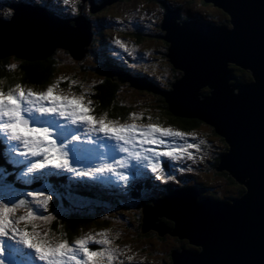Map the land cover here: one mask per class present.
<instances>
[{"label":"water","instance_id":"obj_1","mask_svg":"<svg viewBox=\"0 0 264 264\" xmlns=\"http://www.w3.org/2000/svg\"><path fill=\"white\" fill-rule=\"evenodd\" d=\"M114 1L91 0L89 11ZM203 2L223 11L230 27L196 15L181 21L178 9L166 6L159 26L164 33L150 36L167 44L164 57L183 74L170 89L121 70H115L116 80L160 96L172 116L210 125L227 145L214 170L225 171L244 190L215 200L199 198L193 186L172 189L141 206L139 230L177 237L195 248L172 250L170 264H264V0ZM10 7V17L0 18V58L43 60L57 48L75 59L87 54L93 33L84 15L61 19L25 2ZM230 65L248 71L251 80L231 83ZM204 87L207 94L201 93Z\"/></svg>","mask_w":264,"mask_h":264},{"label":"rangeland","instance_id":"obj_2","mask_svg":"<svg viewBox=\"0 0 264 264\" xmlns=\"http://www.w3.org/2000/svg\"><path fill=\"white\" fill-rule=\"evenodd\" d=\"M24 1L32 2V0ZM33 1L46 3L47 5L52 6L54 9H57L61 15L71 17H75V15H84L86 19L91 20L92 22L93 40L90 45L91 50L88 51L87 54L81 59L72 58L66 49L57 48L55 54L53 55V58L56 61V66L53 69V75L50 78V81L44 87H40L39 89H34L32 86H24L25 88H32L33 90L37 91L45 90L48 84L53 83L58 78L67 77L68 79H63L59 83V90H62L65 93L79 95L83 91V89L80 87L81 84H83L85 88H89L91 85L89 92L85 93V100L87 101L90 99L92 101L93 109L94 105H96L94 104L93 100L97 97V95L103 93L106 87H101L100 84L102 83L100 82L104 79L101 77V75H97L95 68L97 65H99V60L102 55L107 53L108 48H118V45L114 42L116 39H121L133 49L131 54L126 52L123 48L116 49L117 53L125 59L126 63L135 70H139L148 74H154L158 83H161V87L164 89H170L171 82H173L176 78L183 76V74L179 71V75L174 77L178 70H174L167 61L166 57L162 55V52L164 53L166 49L161 39L145 38L144 36V39L138 42L134 36L130 34V31H133L134 29H137L140 32L142 31V34H146L148 36L152 33L155 35H159L158 33H164L160 30L159 26L161 24L163 14H165V10L159 3L154 2L153 0H116L112 4L102 8L101 10L103 11L99 10L93 14H90L88 11L89 3L82 4L81 0H69L67 5L64 4L63 0ZM164 1L170 6L169 8L175 9L173 7L179 6V13L186 15L187 17L197 14L196 17H199L200 15L203 19L209 20L213 24L221 26L227 25L230 27L228 16L223 11L209 3H202L200 0H192L190 3L187 2L188 0ZM7 7L8 0H0V17L5 15L4 12L8 9ZM79 8L82 10L79 11V13H76ZM73 9H75V11H73ZM181 14V21H185ZM224 20L226 23H224ZM135 25L142 28H136ZM127 56H130V58ZM18 61L19 58L15 57H12L9 61L10 65H16V67L13 68L14 71H17V66L19 64ZM18 75L19 74L16 75V78H18ZM237 75L240 76L239 73H237ZM243 79L244 82H248V78L246 76L243 77ZM69 80H76L79 83L73 84L71 89H69ZM231 83L234 84L235 81L233 82L232 80ZM120 85V90L116 92L117 99L131 108L128 110L129 113L143 114L139 119H136L135 122L137 124L146 125L149 123H156L164 127L172 126L175 129L181 130L174 125L167 124L168 121H166V115L162 113L161 109L157 106L160 96L155 95L147 90L132 88L128 86L127 83H120ZM207 90L208 89L206 87L201 89L202 92L204 91V94ZM129 113L127 114L126 119L119 120V122L132 123L133 119L129 116ZM99 117L100 116L97 118ZM148 117H151V120H149ZM161 117L165 119V123H157L156 120ZM61 122L63 123V120H61ZM200 123L201 125H198L193 130L185 131L193 134L192 137L187 139V143H196L198 145L197 148L188 149V151L193 153L192 159H188L186 154L175 161L167 157L161 158L162 166L165 169V174L174 177L172 181L157 180L155 174L151 172V183L146 189L143 191L130 192L128 191L127 186H123L121 196L123 197L124 206L112 208L108 207L109 209L104 207L102 210H99L100 207L98 205H101V201L98 200H94L91 203L87 202L88 200H81L80 198L77 199L76 196L64 197L62 200L65 202H72L79 208L86 207L89 213L93 214L96 219H111L109 220V223H106V225L98 224L97 226L96 224H92L84 230L82 229L77 238L88 233L96 234L102 230H107L106 234L110 239L115 236V239L112 240V246L118 247L120 250H122L120 253H118L112 264H170L169 254L172 250L180 249V247H184L186 249H195L194 247L190 246L186 240H180L177 237L170 235L159 237L153 230H150L145 234L140 233L139 227L141 225V206L149 204L152 198H158L164 193L167 194L165 189L167 185L174 186L176 184H189L190 186L194 183L205 185L207 186L205 192H212L211 194L221 197L219 200H229L224 198L229 196H237L239 190L243 188L242 185L236 183L233 178L225 171H215L214 167L217 165V163H214V165L210 167L209 162L212 161V159L217 155L220 156L226 152L227 145L221 137L214 133L210 125L202 122ZM71 127L77 128L83 137V134L86 131L83 127L78 125H72ZM97 136H99V139H97L96 136H94L93 139H97L98 147L99 140L106 138L101 134H97ZM201 141H203V143H201ZM57 143H60V141L57 140ZM182 143V141H176L177 146L181 145ZM99 150L103 151V149ZM121 155L125 154L121 153ZM115 158L118 159L119 157L116 156ZM4 159H6V157ZM20 159L24 158L20 157ZM28 159L32 158L29 157ZM107 162L112 161L107 160ZM73 166L77 165L74 164ZM92 166L94 165L87 162H82L81 165H79V167L83 168ZM14 167H18L16 169L15 176L11 177V179H7L13 190V194L11 197L6 199V202L10 204L13 199L18 198L17 196H21L25 199H28L29 206H32L36 213L46 215V212H44L41 207L33 204V198L27 195L30 191H44V189L30 188L25 194L24 191L19 189V185L27 182V180L24 179V176L25 178L27 176L25 174L26 169L20 165H14L13 168ZM13 168L10 166L8 169H2L7 173H11ZM220 173H224L227 176L224 174L221 175ZM69 174L71 173H68V175ZM0 176L6 177L7 175L0 172ZM106 177L111 179L117 178L120 180V178L114 174H109ZM46 190H48V194L50 197H52L51 191L49 189ZM55 192L56 191L54 190V193ZM56 196L58 195L56 194ZM201 197L202 196L199 195V198ZM0 198H3L2 189H0ZM80 200L83 202L80 203ZM120 201L122 200L117 198L115 199V202L113 201V204ZM26 212L27 207H18L16 208L13 215L18 217L20 215L26 214ZM107 214L109 217H106ZM120 214L123 215L120 216ZM32 223L37 224L38 230L40 232L48 231L49 236L53 238H61L60 232L55 234V236L50 233V229L47 227L49 223L48 221H29L28 225L30 229ZM167 223L171 222L167 221ZM23 224L24 222L21 221V225ZM117 233L118 235H116ZM17 240L18 236H14L11 231L5 234H0V264H18L7 262L6 258L8 255L5 251L9 243L14 244L17 242ZM90 247L95 248L97 245L91 244ZM128 256H132L133 259L128 260Z\"/></svg>","mask_w":264,"mask_h":264},{"label":"snow or ice","instance_id":"obj_3","mask_svg":"<svg viewBox=\"0 0 264 264\" xmlns=\"http://www.w3.org/2000/svg\"><path fill=\"white\" fill-rule=\"evenodd\" d=\"M63 2L67 5L69 0ZM10 13L11 9L4 12L5 15ZM114 42L129 54L132 53L133 49L121 39ZM10 67L15 68L16 65ZM63 79L68 78L60 77L40 91L25 88L19 83L7 90L0 87V138L8 145L4 149L6 159L24 167L27 174H32L31 179L39 180L57 171H67L74 177L92 180H102L114 174L127 182L129 176L142 174L143 165L155 174L157 180L172 181L174 177L165 174L161 158L175 161L185 154L188 159L193 158V153L188 149L197 148L198 145L187 143L192 133L156 123L137 124L135 121L142 113H129L132 123H121L119 118L108 119L106 114L97 118L93 113L92 101L85 100V93L89 92L91 85L85 88L81 84L83 91L79 95L69 94L59 90V83ZM76 83L79 82L69 80V89ZM148 119L151 120V117ZM72 125L86 130L83 137ZM97 134L106 138L99 140L98 147ZM94 136L97 139H93ZM177 140L183 143L177 146ZM82 162L94 166L79 167ZM74 164L77 166L74 167ZM0 189L3 190V198H0V234L11 231L18 236L17 242L9 243L5 250L8 257L14 258L18 264H112L122 251L112 246L115 236L110 239L107 230L88 233L69 242L62 238L66 233H61V238H53L48 231L40 232L36 223H32L29 229V221L56 218L48 211L52 199L48 190L30 191L27 194L33 198V204L47 213L42 215L36 213L23 197L11 205L6 202L13 190L4 176H0ZM18 207H27L26 214L14 216ZM91 244L97 247H90ZM127 259L132 260L133 257L128 256Z\"/></svg>","mask_w":264,"mask_h":264},{"label":"trees","instance_id":"obj_4","mask_svg":"<svg viewBox=\"0 0 264 264\" xmlns=\"http://www.w3.org/2000/svg\"><path fill=\"white\" fill-rule=\"evenodd\" d=\"M101 1V0H100ZM154 2L159 3L163 8L166 6H169L167 2L164 0H153ZM187 2H192V0H188ZM200 2L204 3L203 0H200ZM40 6H45L49 9L50 5H47L46 3L37 2ZM52 7V6H50ZM54 12L60 14L58 11L53 10ZM103 11V10H101ZM61 15V14H60ZM183 19H186V15L181 14ZM189 18V16L187 17ZM198 18V17H196ZM224 23L226 21L224 20ZM136 28L139 26L135 25ZM142 28V27H139ZM137 29H134L133 31H130L131 35L134 36L136 41L140 42V40H143L144 35L143 32H137ZM93 33V31H92ZM161 34V33H160ZM159 34V35H160ZM147 38H151L150 36H145ZM93 40V38H92ZM92 43V41H91ZM90 43V45H91ZM165 45V52H162V55H165L167 51V44L163 41ZM90 45L88 46V51H90ZM108 48L107 53H104L105 55H102L100 58V62L104 63V65H111L116 68L122 69L125 72H128L132 76L140 79L141 81L155 85L159 89L165 90L163 87H161V83H158L156 77L154 74H148L145 72H141L139 70L133 69L131 66H129L125 59L121 57L116 49H122L118 46L116 49ZM56 50L48 57H46L43 60H24L19 59L17 71H14L13 68L10 67V59L15 56H5L3 58H0V87H3L4 90H7L10 86L19 83L22 86H32L34 89H39L40 87H44L49 81L50 78L53 75V69L56 66V61L53 58V55L55 54ZM16 58V57H15ZM130 58V56H128ZM172 67V65H171ZM232 74H233V82H244L243 77L248 78L251 80L250 73L246 70H242L240 68H236L233 65H230ZM173 68V67H172ZM95 72L97 75H101V77L104 79L101 81L100 84L101 87H105V90L100 95H97V97L93 100L94 101V108L93 113L96 117L101 116L103 114H106L107 118L109 119H117L123 120L127 118V114L129 113V108L125 103L123 104L122 101L118 100L116 97V92L120 90L119 87H121L119 82H116L113 80L112 76L107 75L103 72V65H97L95 68ZM240 74V76L237 75V73ZM18 75V78H16V75ZM176 75H179V71L176 72L174 77ZM104 76V77H103ZM204 94V91L202 92ZM208 93V90L205 91V94ZM91 95V94H90ZM158 107L161 109L162 113L166 115V121H168L167 124L174 125L175 127L181 129L182 131H191L194 128H196L198 125H201L200 121L196 119H182L175 116H172L169 114L166 108V104L164 103L163 98L159 97L158 100ZM157 123H165V119L163 117L156 120ZM219 156L217 155L212 159V161L209 162L210 167L214 165V163H217ZM6 164V165H5ZM167 168V166L165 165ZM8 169V165L6 161H3L0 157V172L2 174L7 175L6 179H11V177H14V174L7 173L3 171V169ZM223 175L224 173H220ZM225 175V174H224ZM151 176V175H150ZM147 177L144 180L142 178L138 179L135 183H133L131 188L128 189L130 192H137V191H143L148 187V184L151 183V178ZM227 176V175H225ZM115 181L119 180L117 178L114 179ZM52 182V189H54L56 194L54 193V190L49 189L52 193V199L49 202L48 211L52 212L53 215L56 217L55 219L49 220L47 227L50 229V233L55 236V234L59 233H66V236L62 238H66L69 242H72L74 239H76L79 236V233L87 228L88 226L92 224H102L106 225V223H109L110 218L96 219L95 216L91 213H89L88 209L86 207L79 208L76 206V204L72 202H65L64 197L72 196L81 200H88L87 202H93L94 200L101 201V205H98L100 207L99 210H102V208L106 207V209H109L108 207H117V206H124L123 197L121 196L122 191L112 181H107L105 184H99L95 182L86 183L84 182H75L73 179H67L63 177H56L55 181L51 180ZM110 183V184H108ZM87 185V186H86ZM89 186V187H88ZM189 184H176V185H167L165 187L166 193H168L173 188H181V187H187ZM194 188H196L200 192V196L202 197H211L213 199H219L221 197H218L215 194H211L210 192H205V189L207 186L200 185L197 183L192 184ZM19 188L24 191L27 188H32L30 185H26L25 183L22 185H19ZM244 190V187L239 190L238 195L242 193ZM208 193V194H207ZM74 194V195H72ZM237 195V196H238ZM235 196H229L225 197L224 199H231ZM121 199L122 201L115 202V199ZM80 200V203L83 202ZM76 201V200H75ZM114 201V202H113ZM72 203V204H71ZM74 204V205H73ZM113 204V205H112ZM84 205V204H83ZM110 205V206H109ZM99 213V212H98ZM47 215V213H46ZM123 215V214H122ZM120 214V216H122ZM106 217H109L107 214ZM112 218V217H111ZM114 218V217H113ZM99 221V222H98ZM47 222V221H46ZM97 222V223H95ZM112 222V221H111ZM168 226H171V223L165 222ZM100 227V226H99ZM29 228V225H28ZM30 229V228H29ZM55 232V233H54ZM184 248V247H180Z\"/></svg>","mask_w":264,"mask_h":264},{"label":"flooded vegetation","instance_id":"obj_5","mask_svg":"<svg viewBox=\"0 0 264 264\" xmlns=\"http://www.w3.org/2000/svg\"><path fill=\"white\" fill-rule=\"evenodd\" d=\"M158 34H159V33H158ZM152 35H155V34H153V33H152V34H151V35H149V36H152ZM162 41H163V40H162Z\"/></svg>","mask_w":264,"mask_h":264},{"label":"bare ground","instance_id":"obj_6","mask_svg":"<svg viewBox=\"0 0 264 264\" xmlns=\"http://www.w3.org/2000/svg\"><path fill=\"white\" fill-rule=\"evenodd\" d=\"M65 56V55H64ZM145 83V82H144ZM148 84V83H147ZM1 152V151H0ZM16 199H18V198H15L14 200H16Z\"/></svg>","mask_w":264,"mask_h":264},{"label":"clouds","instance_id":"obj_7","mask_svg":"<svg viewBox=\"0 0 264 264\" xmlns=\"http://www.w3.org/2000/svg\"><path fill=\"white\" fill-rule=\"evenodd\" d=\"M209 21V20H208Z\"/></svg>","mask_w":264,"mask_h":264}]
</instances>
